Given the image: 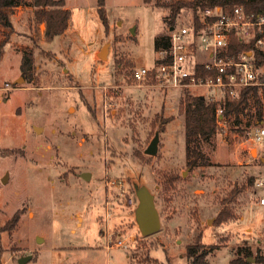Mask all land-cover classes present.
Instances as JSON below:
<instances>
[{
	"label": "rangeland",
	"instance_id": "rangeland-1",
	"mask_svg": "<svg viewBox=\"0 0 264 264\" xmlns=\"http://www.w3.org/2000/svg\"><path fill=\"white\" fill-rule=\"evenodd\" d=\"M32 1L13 10L12 30L0 26V264L27 255L25 264H137L148 255L152 264H190L187 247L197 242L210 249L208 264H229L245 243L264 256L263 191L249 182L264 167L262 147L247 140L256 117L246 113L239 124L228 117L201 140L203 155L188 158L179 111L187 92L133 79L135 67L156 64L170 8L105 0L106 30L98 0H66L69 27L46 40ZM189 15L182 9L177 25ZM25 51L34 55L31 77L21 68ZM157 131L151 155L145 149ZM236 184L245 185L230 204L238 219L219 225L222 199ZM140 185L160 214L151 235L135 218Z\"/></svg>",
	"mask_w": 264,
	"mask_h": 264
},
{
	"label": "built area",
	"instance_id": "built-area-1",
	"mask_svg": "<svg viewBox=\"0 0 264 264\" xmlns=\"http://www.w3.org/2000/svg\"><path fill=\"white\" fill-rule=\"evenodd\" d=\"M237 40L253 41L264 52V12L247 11L241 4L190 9L186 21L170 27L169 45L158 49L156 64L135 67L133 79L151 81L164 90L180 88L216 102L221 128L227 119L225 103L239 99L248 87L264 84V64L255 62L253 50H239ZM247 140L262 147L264 166V117L250 129ZM254 187L256 192L263 191L257 201L264 206V167L258 171Z\"/></svg>",
	"mask_w": 264,
	"mask_h": 264
},
{
	"label": "trees",
	"instance_id": "trees-1",
	"mask_svg": "<svg viewBox=\"0 0 264 264\" xmlns=\"http://www.w3.org/2000/svg\"><path fill=\"white\" fill-rule=\"evenodd\" d=\"M150 3L152 0H144ZM23 0H0V26L12 30L13 23L11 14L13 10L21 5ZM33 5L36 7L35 17L39 23H45V38L52 40L55 36L62 34L69 27L72 19V10L66 7V0H33ZM157 5H164L170 8V27L175 25L177 17L182 9L197 10L198 7L205 8L207 6L222 5L224 7L232 8L235 5H243L247 11L264 12V0H156ZM99 13L102 18L106 30L109 28V20L105 9V0H98ZM170 29V28H169ZM7 36L2 41L5 42ZM169 30L164 35H159L156 38V47H167L169 45ZM237 47L239 50H253L255 62L259 65L264 64V52L256 49L254 42L238 41ZM21 68L26 77H31L34 73V55L32 51H25ZM264 82V73L261 77ZM180 114L184 115L185 119V137H186V153L190 158L192 155L201 157L203 155L201 140H206L214 137L219 131L218 117H217V103L207 100L202 95H193L186 93L181 101L179 107ZM250 113L254 115L257 120L264 117V84L261 86H251L246 88L241 97L237 100H229L225 103V115L233 117L236 124L241 123L242 115ZM173 116L164 117L162 119L163 125L171 122ZM165 126L163 128V131ZM190 159L188 165L194 167L197 165V159ZM262 162V159H260ZM178 175H171L170 182L178 180ZM256 175L249 177L251 185H255ZM245 189V185H235L229 194L222 199L223 208L219 211L216 217L217 224L236 221L238 214L231 207V203L236 196ZM16 213L20 214V211ZM16 214L10 220L6 228H12L19 219ZM187 257L190 259V264H208L206 259L210 249L204 248V243H193L187 247ZM250 257L256 258L253 262L249 260ZM151 258V260H150ZM135 261V260H134ZM137 264H152L156 261L151 256L141 257L136 259ZM264 262L263 255L254 256L250 246L245 243L234 250V257L229 264H259Z\"/></svg>",
	"mask_w": 264,
	"mask_h": 264
},
{
	"label": "water",
	"instance_id": "water-1",
	"mask_svg": "<svg viewBox=\"0 0 264 264\" xmlns=\"http://www.w3.org/2000/svg\"><path fill=\"white\" fill-rule=\"evenodd\" d=\"M105 47L102 50V53L105 51ZM40 127H37L39 130ZM159 139L160 133L157 131L145 149V152L151 155H155L158 152L159 148ZM90 173L85 171L81 174L85 179L89 178ZM3 181L7 180V175H5ZM136 195L138 197V206L135 210V218L139 229L143 235H151L161 227L160 214L156 207L155 195L146 185L136 186ZM41 237H37L39 240ZM32 258V255L23 256L20 258L19 263L25 264L26 261ZM251 260V258H250Z\"/></svg>",
	"mask_w": 264,
	"mask_h": 264
},
{
	"label": "flooded vegetation",
	"instance_id": "flooded-vegetation-1",
	"mask_svg": "<svg viewBox=\"0 0 264 264\" xmlns=\"http://www.w3.org/2000/svg\"><path fill=\"white\" fill-rule=\"evenodd\" d=\"M85 172V171H84ZM111 184H113V182L112 181H109Z\"/></svg>",
	"mask_w": 264,
	"mask_h": 264
}]
</instances>
